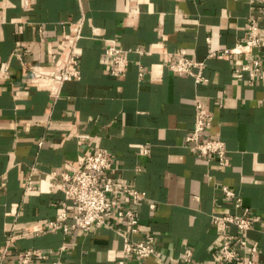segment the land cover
I'll list each match as a JSON object with an SVG mask.
<instances>
[{"label": "crops", "instance_id": "obj_1", "mask_svg": "<svg viewBox=\"0 0 264 264\" xmlns=\"http://www.w3.org/2000/svg\"><path fill=\"white\" fill-rule=\"evenodd\" d=\"M259 13L253 0H0V264L32 249L60 264H189L188 251L193 264H221L213 217L239 212L224 187L260 215L248 238L264 264V82L234 72L250 55L210 56L245 41ZM110 39L128 51L125 75L111 72ZM74 43L80 80L59 86L28 68L63 66ZM177 53L204 61L209 82L173 72ZM197 101L214 117L207 135L226 143V166L187 146ZM99 150L111 156L118 182L145 194L131 238L155 236L147 259L123 252L118 231L129 229L116 216L89 231L48 227L64 203L67 223L75 213L50 172Z\"/></svg>", "mask_w": 264, "mask_h": 264}, {"label": "built area", "instance_id": "obj_2", "mask_svg": "<svg viewBox=\"0 0 264 264\" xmlns=\"http://www.w3.org/2000/svg\"><path fill=\"white\" fill-rule=\"evenodd\" d=\"M28 5V0H23ZM259 5L260 13L248 21V35L243 42L234 47H227L211 53L210 56L225 58L230 55H250L247 61L237 66L234 72L237 75L247 74L251 83L264 82V62L261 55L264 52V39L260 36L261 24H264V0H253ZM82 23L79 24V27ZM71 52L66 63L50 72L40 71L33 66H28L35 77L43 78L57 83L59 86L68 81L82 78L80 69V55L76 52V44L70 46ZM110 60L111 72L116 76L125 75L127 67V52L117 46L114 39H110L105 48ZM170 69L177 74H187L194 78L197 85H206L209 78L204 74L205 62L177 53L170 59ZM196 119L193 129L186 137L187 146L193 153L212 157L214 156L222 166L228 165L230 157L227 146L221 138H212L207 135V130L212 126L214 117L205 110L201 101L196 102ZM52 189H62L67 200L75 204L73 223H67L69 218L67 206L60 212L56 219L49 222L48 227L53 232L61 231L68 234L71 229L81 228L86 231L94 226H106L112 216L123 220L129 234L118 231L124 238L123 252L126 255H134L139 259H147L156 254V238L154 235H146L141 240H134L131 235L139 233L140 218L137 214V206L145 199V194L132 185L122 184L113 176V162L109 153L105 151H93L81 155L72 170H53L50 172ZM27 191L33 189L31 181L28 182ZM223 191L229 198L234 199L238 209L236 214L215 215L214 225L222 232V241L219 247L221 264H259L254 258L258 254V247L252 244L248 238V232L259 222L260 215L253 213L249 207L243 204L242 197L233 190L224 187ZM121 197L128 198V205L118 204ZM119 205V206H118ZM152 209L154 203H150ZM235 228V232L232 231ZM64 244L60 252L66 249ZM51 255L38 249L26 251L17 264H60L59 260H50ZM185 261L192 262V253L188 251ZM121 259L119 264H124Z\"/></svg>", "mask_w": 264, "mask_h": 264}]
</instances>
